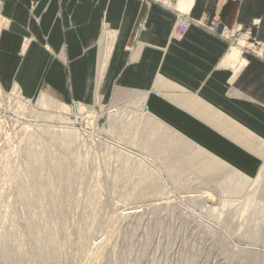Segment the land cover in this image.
I'll return each instance as SVG.
<instances>
[{
  "label": "rangeland",
  "instance_id": "1",
  "mask_svg": "<svg viewBox=\"0 0 264 264\" xmlns=\"http://www.w3.org/2000/svg\"><path fill=\"white\" fill-rule=\"evenodd\" d=\"M122 100L76 123L0 84V264H264V157L245 176Z\"/></svg>",
  "mask_w": 264,
  "mask_h": 264
},
{
  "label": "crops",
  "instance_id": "2",
  "mask_svg": "<svg viewBox=\"0 0 264 264\" xmlns=\"http://www.w3.org/2000/svg\"><path fill=\"white\" fill-rule=\"evenodd\" d=\"M191 2L195 22H255L256 56L243 43L231 58L232 46L197 24L178 37L174 12L147 0H0V84L67 105L145 102L171 136L253 176L264 157V0ZM199 157L197 170L221 176Z\"/></svg>",
  "mask_w": 264,
  "mask_h": 264
},
{
  "label": "built area",
  "instance_id": "3",
  "mask_svg": "<svg viewBox=\"0 0 264 264\" xmlns=\"http://www.w3.org/2000/svg\"><path fill=\"white\" fill-rule=\"evenodd\" d=\"M180 1L181 0H147L148 3L158 4L159 6L165 9L172 10L174 12L176 17L175 25H174V33L178 37H183L187 32L188 28L192 24H197L200 27L207 29L211 33L218 34L223 40L227 41L231 46H235L239 44L238 43L240 39L239 32L243 31V28L241 27L228 28L226 26L221 27L219 22L217 23L214 22L206 23L203 21L195 22L189 17V10L192 5V2L186 9L182 10L177 7ZM245 34L248 35L247 32ZM141 106L143 109L145 110L147 109L145 102H142Z\"/></svg>",
  "mask_w": 264,
  "mask_h": 264
},
{
  "label": "bare ground",
  "instance_id": "4",
  "mask_svg": "<svg viewBox=\"0 0 264 264\" xmlns=\"http://www.w3.org/2000/svg\"><path fill=\"white\" fill-rule=\"evenodd\" d=\"M181 3H183V0H181L180 2H179V4H178V8L179 9H182V10H184V9H186L187 8V6H189L190 5V3H191V0H186L183 4H181ZM181 4V5H180ZM233 51V53H231L232 55H231V58H234V57H236L237 55L239 56V54H240V52L238 51V49H236V50H234V49H232ZM227 56H230V55H227ZM226 56V57H227ZM237 58V57H236ZM225 59H227V58H225ZM229 60L228 61H230V58H228ZM235 60V59H234ZM233 60V61H234ZM237 60V59H236ZM227 61V62H228ZM238 61V60H237ZM236 62V61H235ZM235 66V65H234ZM41 102H42V104L43 105H49V101L45 98V97H43L42 99H41ZM140 105L138 106L139 108H140V110L142 111V113L146 116L147 114H146V110L145 109H143L142 108V106H141V104H142V102L141 103H139ZM136 106H137V104H136ZM60 110H63L64 112H69V114H70V112L72 113V115L75 117V122L77 121L78 122V120L80 119V117H81V115L84 113V110L87 112V113H89V112H91V109L90 108H85L84 106H82V105H80V104H76L74 107L72 106V108H70V107H68V106H66V105H62V108L60 109ZM93 111V110H92ZM109 113H110V115H112L113 113H114V110H111V111H109ZM117 114V113H116ZM148 116V115H147ZM93 117V116H92ZM62 119V118H61ZM63 120V119H62ZM89 120V119H88ZM95 121V120H94ZM76 122V123H77ZM64 128V127H63ZM67 128V127H66ZM65 128V129H66ZM73 128V127H72ZM68 130H69V128H67ZM66 129V130H67ZM70 131H71V129H70ZM68 132V131H67ZM176 152H177V150H176ZM219 196V195H218ZM230 201V200H229ZM234 243V242H233Z\"/></svg>",
  "mask_w": 264,
  "mask_h": 264
}]
</instances>
